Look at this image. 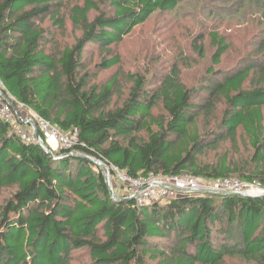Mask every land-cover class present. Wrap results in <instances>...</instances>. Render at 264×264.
I'll return each mask as SVG.
<instances>
[{"label":"trees","instance_id":"1","mask_svg":"<svg viewBox=\"0 0 264 264\" xmlns=\"http://www.w3.org/2000/svg\"><path fill=\"white\" fill-rule=\"evenodd\" d=\"M248 1L264 14V0ZM182 2L0 0V76L28 108L64 132L78 129L75 152L132 176L236 174L264 188V37L228 67L220 64L230 41L210 31L211 64L195 85L184 82L179 57L153 79L128 72L132 84L120 104H113L123 94L120 72L97 80L99 70L121 62L114 44ZM65 12L81 35L62 47L52 27L66 28ZM203 39L198 33L192 41L200 57ZM89 46L103 53L96 70L85 63ZM220 101L225 106L210 126ZM159 103L165 113L153 111ZM239 136L253 149L246 167L225 154L216 162L200 159L222 142L237 146ZM56 153L24 140L0 117V194L14 188L0 202V264H81L75 260L83 251L82 264H230V258L264 264V196L178 191L145 203L116 200L97 163L65 149Z\"/></svg>","mask_w":264,"mask_h":264},{"label":"rangeland","instance_id":"2","mask_svg":"<svg viewBox=\"0 0 264 264\" xmlns=\"http://www.w3.org/2000/svg\"><path fill=\"white\" fill-rule=\"evenodd\" d=\"M64 1L67 5L83 2V0ZM254 4L248 0H183L177 11L156 12L144 23L137 25L119 44L112 46L113 53L120 55L121 62L111 69L99 70L97 80L106 81L117 70L120 72L123 94L115 95L113 99V104H120L127 96L132 84L128 80V72L144 73L148 75V79H153L166 73L176 58L179 57L182 61L180 67L184 82L187 85H195L202 73L211 64L210 57L214 51V46L211 43L209 32L212 30L223 33L230 41V48L224 55L220 66H238L241 61L246 59L247 55L253 52L256 44L264 37V14ZM239 5L240 8L237 9L236 6ZM65 17L66 28L64 30L52 27L54 39L62 47L66 44H72L76 37L81 35L79 28L74 29L68 12H65ZM48 23L52 22L49 20ZM198 33L204 35V57L198 56L192 46V41ZM102 55L103 53L97 46H89L84 58L86 65L96 70L95 63L101 59ZM224 106V101L218 103L217 110L210 117L212 121L210 126L217 123L218 120L215 122L213 118L221 115ZM24 109L27 108L24 107ZM26 111L30 112V109ZM153 111L157 114L165 113L162 103H159ZM201 119L200 127L204 129L206 126L203 120L206 121V118L201 116ZM241 133H243L242 129L240 130ZM60 149L57 145V151ZM252 152L253 149L248 138L246 137L244 140L239 136L237 146L233 145L231 141L222 142L216 148H207L200 155V159L216 162L225 154L232 161L239 162L242 167H246L248 165L246 158ZM236 176L235 174L228 177L240 179ZM111 180L114 188H120L119 182L114 177ZM240 180L251 184L245 180ZM207 181L210 182L211 180L207 179ZM252 183L258 184L259 182ZM13 190L14 188L3 189L0 194V202L9 197ZM123 191L125 194L127 190L123 187ZM116 193L119 194L118 190ZM76 258L75 261L82 264L88 259L87 252H77ZM229 263L246 264L237 258H230Z\"/></svg>","mask_w":264,"mask_h":264},{"label":"built area","instance_id":"3","mask_svg":"<svg viewBox=\"0 0 264 264\" xmlns=\"http://www.w3.org/2000/svg\"><path fill=\"white\" fill-rule=\"evenodd\" d=\"M16 102L17 100L7 90L0 76V117L9 122L21 138L30 142H39L35 134V128L31 124V121H34L44 141L48 143L51 139H55L61 149L68 150L70 153L76 151L75 146L79 142L77 128L73 131L64 132L59 126L32 109L22 115L19 109L23 106L22 104H16ZM106 166L111 172V178L114 177L127 190L124 195L136 198L139 203L172 196L178 191L191 192L200 188H210L243 193L250 191L254 186H260L255 183L248 184L238 178L228 176L214 179L216 180L214 182L213 180L208 182L206 178H201L191 173L169 176H155L153 174H150V176H132L115 165L109 166L106 164Z\"/></svg>","mask_w":264,"mask_h":264},{"label":"water","instance_id":"4","mask_svg":"<svg viewBox=\"0 0 264 264\" xmlns=\"http://www.w3.org/2000/svg\"><path fill=\"white\" fill-rule=\"evenodd\" d=\"M31 124L34 126L35 128V134L39 140V143L45 148V150L54 158H57L58 156H60L59 154L56 153V151L54 149H52L49 144L44 141L41 138L40 135V131L36 125V123L34 121H31ZM71 154L74 155H78V156H84L89 158L90 160L94 161L95 163H97L104 171V175L106 177V182L109 186L110 192L112 194V197L116 200H123V199H128V198H132V197H125V196H121L119 194H117L115 192V188L113 186L112 180H111V172L108 170L106 163L100 159H96L94 157H90L88 155H84L83 153L80 152H73ZM173 188H176L174 185H171ZM255 190H259L258 192ZM196 191H201V192H211V193H229V192H233L231 190H223V189H210V188H200ZM252 191V192H251ZM243 194L245 195H250V196H264V188L261 186H254L251 188L250 191H245L243 192Z\"/></svg>","mask_w":264,"mask_h":264},{"label":"crops","instance_id":"5","mask_svg":"<svg viewBox=\"0 0 264 264\" xmlns=\"http://www.w3.org/2000/svg\"><path fill=\"white\" fill-rule=\"evenodd\" d=\"M5 84V83H4ZM6 86V85H5ZM7 88V87H6ZM8 90V89H7ZM9 91V90H8ZM10 92V91H9ZM13 95V94H12ZM14 96V95H13ZM14 98L16 99V97L14 96ZM17 100V102H16V104H22V106L23 107H21V109L19 110L20 111V113L22 114V115H24V114H26L27 113V109H30V108H28L24 103H22L21 101H19L18 99H16ZM24 107L25 108H27V109H24ZM13 130H14V128H13ZM15 131V130H14ZM16 132V131H15ZM48 144H49V146L52 148V149H54V150H56L57 151V141L55 140V139H52V140H50V142H48ZM118 190V192H119V195H121V196H124L123 194H124V191H123V185H120V188H118L117 189ZM120 190V191H119Z\"/></svg>","mask_w":264,"mask_h":264},{"label":"bare ground","instance_id":"6","mask_svg":"<svg viewBox=\"0 0 264 264\" xmlns=\"http://www.w3.org/2000/svg\"><path fill=\"white\" fill-rule=\"evenodd\" d=\"M255 191H257V192H258L259 190H255ZM251 192H252V191H251Z\"/></svg>","mask_w":264,"mask_h":264}]
</instances>
